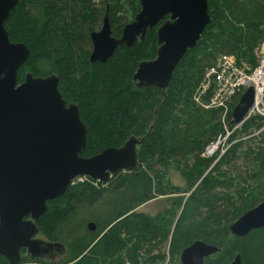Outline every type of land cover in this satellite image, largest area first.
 Wrapping results in <instances>:
<instances>
[{"label":"trees","instance_id":"obj_1","mask_svg":"<svg viewBox=\"0 0 264 264\" xmlns=\"http://www.w3.org/2000/svg\"><path fill=\"white\" fill-rule=\"evenodd\" d=\"M207 6L209 24L179 61L167 89L160 90L137 88L132 80L139 63L155 58V28L134 45L117 47L104 63L89 62L90 34L100 29L103 17L119 38L133 20L122 13L134 18L139 0H18L4 24L10 42L29 49L17 82L27 72L57 75L62 99L77 105L87 128L84 158L120 148L130 138L140 142L132 171H119L105 184L83 177L47 202L35 225L45 243L64 247L63 256L33 262L23 249L20 264L58 259L62 264H180L181 251L197 240L219 249L204 264H229L237 254L243 264H264V229L242 238L228 231L264 200V119L252 116L234 131L229 127L224 153L204 157L225 136L222 110H205L193 101L205 70L221 55L250 72L257 66L264 0H207ZM237 101L229 104L226 124ZM172 171L183 176L186 196L162 215L134 212L156 196L176 192L166 183ZM0 264H8L1 255Z\"/></svg>","mask_w":264,"mask_h":264},{"label":"water","instance_id":"obj_2","mask_svg":"<svg viewBox=\"0 0 264 264\" xmlns=\"http://www.w3.org/2000/svg\"><path fill=\"white\" fill-rule=\"evenodd\" d=\"M18 0H0V255L8 264H20V251L35 262L62 257L64 247L36 239L35 221L47 202L62 196L78 177L105 184L119 171H132L140 142L130 138L120 148H107L84 158L87 128L77 105H66L58 91V77H34L17 73L29 57L22 43H11L4 24ZM140 11L111 35L107 15L99 31L90 34L89 62L104 63L119 46L130 47L156 29L155 58L138 64L132 80L137 88L165 90L179 61L200 39L210 22L207 0H139ZM167 18L166 20H164ZM254 88L248 86L231 111L230 126L247 120L254 104ZM90 231L93 224H88ZM264 229V200L239 216L228 227L230 235L245 237ZM219 249L202 241L184 248L180 264H204ZM229 264H243L235 255Z\"/></svg>","mask_w":264,"mask_h":264},{"label":"built area","instance_id":"obj_3","mask_svg":"<svg viewBox=\"0 0 264 264\" xmlns=\"http://www.w3.org/2000/svg\"><path fill=\"white\" fill-rule=\"evenodd\" d=\"M263 53V54H261ZM252 85L254 88V104L250 108L247 119L252 116H258L264 119V52L259 53L257 66L249 73L243 72L236 64L232 56L221 55L215 66L207 68L203 74L202 80L197 86L193 95V101L202 109L217 108L222 110L221 123L224 126L225 136L209 146L212 148L211 155L218 151L219 156L227 148L226 140L230 134L229 127L234 131L240 125L230 126L227 123V115L230 111L229 104ZM207 155V156H211ZM86 178L78 177L74 181L82 182Z\"/></svg>","mask_w":264,"mask_h":264},{"label":"rangeland","instance_id":"obj_4","mask_svg":"<svg viewBox=\"0 0 264 264\" xmlns=\"http://www.w3.org/2000/svg\"><path fill=\"white\" fill-rule=\"evenodd\" d=\"M122 17H127L128 22H130L133 19L132 15L126 11H124L122 13ZM261 45L263 46V47H261V51H264L263 50L264 49V40H263ZM261 54H263V53H261ZM238 67H239V69H241L245 73L250 72L244 63H240L238 65ZM211 153H212V148H209V150L207 151V155H211ZM207 155H205L204 157H206ZM74 182L75 181H73V183ZM166 183H167L168 187L175 188L176 192L167 194L165 196H156L153 199H151L150 201L140 205L134 212L144 213L148 217H155L158 215H162L163 213H165L166 211H168L170 209V206L175 199H178L179 197H185L186 196V193H184L185 186H184L183 176L180 173L174 172V171L170 172L168 174V178H167ZM36 237H37V239H40L42 241L46 240L41 235H37ZM163 249H161V253H164V255H166L165 250H163ZM31 264H62V263H61V259H58L54 263H49L47 261H45V262L40 261L38 263H31Z\"/></svg>","mask_w":264,"mask_h":264},{"label":"flooded vegetation","instance_id":"obj_5","mask_svg":"<svg viewBox=\"0 0 264 264\" xmlns=\"http://www.w3.org/2000/svg\"><path fill=\"white\" fill-rule=\"evenodd\" d=\"M102 22H103V20H102ZM101 26H102V24H101ZM109 27H110V25H109ZM100 28H101V27H100ZM99 30H100V29H99ZM99 30H98V31H99ZM95 32H97V31H95ZM92 33H93V32H92ZM90 43H91V42H90ZM91 50H92V45H91ZM90 53H91V51H90ZM37 235H38V234H37ZM37 235H36V236H37ZM36 239H37V237H36ZM22 250H23V249H22Z\"/></svg>","mask_w":264,"mask_h":264},{"label":"crops","instance_id":"obj_6","mask_svg":"<svg viewBox=\"0 0 264 264\" xmlns=\"http://www.w3.org/2000/svg\"><path fill=\"white\" fill-rule=\"evenodd\" d=\"M261 47H263L262 45H261ZM264 50V49H263ZM260 52H264V51H261V48H260Z\"/></svg>","mask_w":264,"mask_h":264}]
</instances>
